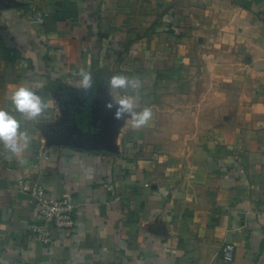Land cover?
<instances>
[{"label": "crops", "instance_id": "1", "mask_svg": "<svg viewBox=\"0 0 264 264\" xmlns=\"http://www.w3.org/2000/svg\"><path fill=\"white\" fill-rule=\"evenodd\" d=\"M113 75L148 126L105 108ZM20 85L50 107L0 145V264H264V0H0V108ZM38 185L73 203L50 245Z\"/></svg>", "mask_w": 264, "mask_h": 264}, {"label": "clouds", "instance_id": "2", "mask_svg": "<svg viewBox=\"0 0 264 264\" xmlns=\"http://www.w3.org/2000/svg\"><path fill=\"white\" fill-rule=\"evenodd\" d=\"M79 86L87 93L93 88V75L81 68L78 72ZM111 99L106 102L105 108L114 109L113 118L117 121L131 120L133 129H141L149 125L153 118L151 107H144L137 111L138 90L142 87L140 79L126 75H113L107 80ZM132 94H127L128 90ZM114 93H123L118 97ZM11 107L0 108V145L11 156L23 157L30 147L32 137L26 127L33 121H39L50 104L37 91L24 85L17 86L10 95ZM24 163V159L20 160Z\"/></svg>", "mask_w": 264, "mask_h": 264}, {"label": "built area", "instance_id": "3", "mask_svg": "<svg viewBox=\"0 0 264 264\" xmlns=\"http://www.w3.org/2000/svg\"><path fill=\"white\" fill-rule=\"evenodd\" d=\"M34 18L40 21V15L34 14ZM31 195L38 206L36 221L27 225L29 236L42 244L50 245L54 242L53 230L62 229L69 232L75 226L73 217V203L67 196L49 198L41 186L31 190ZM233 244L226 242L222 247L223 260L233 258Z\"/></svg>", "mask_w": 264, "mask_h": 264}, {"label": "trees", "instance_id": "4", "mask_svg": "<svg viewBox=\"0 0 264 264\" xmlns=\"http://www.w3.org/2000/svg\"><path fill=\"white\" fill-rule=\"evenodd\" d=\"M84 121V120H83ZM77 123H78V125H80V122H79V120L77 119Z\"/></svg>", "mask_w": 264, "mask_h": 264}]
</instances>
